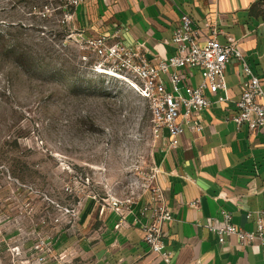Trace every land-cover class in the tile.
I'll list each match as a JSON object with an SVG mask.
<instances>
[{
    "label": "rangeland",
    "instance_id": "rangeland-1",
    "mask_svg": "<svg viewBox=\"0 0 264 264\" xmlns=\"http://www.w3.org/2000/svg\"><path fill=\"white\" fill-rule=\"evenodd\" d=\"M79 33L70 0H0V237L70 229L85 201L150 180L147 104L90 70Z\"/></svg>",
    "mask_w": 264,
    "mask_h": 264
},
{
    "label": "crops",
    "instance_id": "crops-1",
    "mask_svg": "<svg viewBox=\"0 0 264 264\" xmlns=\"http://www.w3.org/2000/svg\"><path fill=\"white\" fill-rule=\"evenodd\" d=\"M180 11L204 31L216 26L221 43L234 39L264 89V0H83L75 17L86 36L119 31L124 44L165 58L174 52ZM194 77L198 84L197 71ZM225 80L230 101L212 102L197 115L202 132L184 127L172 148L166 139L156 141V179L173 217L163 227L169 264H264V244L241 245L235 236L220 244L208 230L222 224V210L233 224L254 230V216L245 213L264 211V127L249 131L229 119L240 92L236 62L226 65ZM146 201L144 195L136 199L123 222L108 202L85 201L73 227L59 232L55 249L77 264H165L142 240Z\"/></svg>",
    "mask_w": 264,
    "mask_h": 264
},
{
    "label": "built area",
    "instance_id": "built-area-1",
    "mask_svg": "<svg viewBox=\"0 0 264 264\" xmlns=\"http://www.w3.org/2000/svg\"><path fill=\"white\" fill-rule=\"evenodd\" d=\"M82 2L70 0V5L76 9ZM179 21L171 39L174 52L165 58L148 54L139 45L124 44L119 39V31L97 37L85 36L82 32L78 34V41L92 59L89 68L93 73L122 83L146 102L152 138L155 141L166 139L168 148L176 145V138L184 127L195 133L202 132L203 125L197 115L208 109L212 102L230 101L225 80V68L230 62L239 65L241 80L239 97L233 101L236 111L229 119L237 128L242 125L249 131L263 128L264 89L259 77L237 49L236 41L229 39L221 43L216 26L204 31L182 11ZM194 71L199 75L195 86L192 84ZM209 95L215 96L214 101ZM157 173L158 169L154 167L140 195L147 199L140 213L148 215L147 221L141 225L142 240L149 251L157 253L165 264H169L171 252L163 241V227L173 217L157 182ZM135 203L136 200L131 199L110 198L108 201L121 222L127 214L133 213ZM221 215V225L208 226L218 243L235 236L241 245H251L254 241L264 244L263 210L255 211V215L245 213L246 218L254 216L255 228L250 231L233 224L231 213L222 210ZM76 218L74 216L71 228ZM59 232L18 228L15 235L0 237V264H77L70 253L55 249Z\"/></svg>",
    "mask_w": 264,
    "mask_h": 264
}]
</instances>
